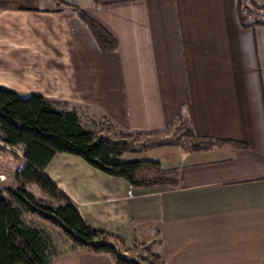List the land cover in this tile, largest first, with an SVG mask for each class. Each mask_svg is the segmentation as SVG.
I'll return each instance as SVG.
<instances>
[{
  "label": "crops",
  "instance_id": "1",
  "mask_svg": "<svg viewBox=\"0 0 264 264\" xmlns=\"http://www.w3.org/2000/svg\"><path fill=\"white\" fill-rule=\"evenodd\" d=\"M242 1L0 0V88L64 103L95 138L185 120L214 142L130 154L175 169L174 188H134L53 156L44 175L127 258L146 243L162 264H264V26L240 23ZM78 11L114 42L102 45ZM52 264L116 262L74 246Z\"/></svg>",
  "mask_w": 264,
  "mask_h": 264
},
{
  "label": "trees",
  "instance_id": "2",
  "mask_svg": "<svg viewBox=\"0 0 264 264\" xmlns=\"http://www.w3.org/2000/svg\"><path fill=\"white\" fill-rule=\"evenodd\" d=\"M78 13L102 45L114 42L95 21L86 18L81 11ZM239 20L245 27L264 26V21L247 23L241 13ZM184 133V137L192 142V148L186 150L199 151L214 145L212 140L197 138L190 127ZM0 134L3 144L22 148L25 165L16 172L15 179L37 186L59 205L55 209H36L33 197L26 191L19 190L22 196L11 193L31 216L62 231L74 246L106 253L116 264H141L121 256L108 243L113 239L110 235L90 228L70 198L43 171L53 156L65 153L81 158L104 174L125 179L134 188H174L178 186V173L175 169L164 170L159 162L153 160L128 158V153L130 155L135 152L129 150L126 143L95 138L80 126L75 114L69 112L64 103L34 94L22 97L5 88H0ZM201 142L205 144L202 146ZM177 143L180 144L179 141ZM51 249L48 237L42 231L27 226L21 212L0 191V264H52ZM152 258L150 264H162L157 254H152Z\"/></svg>",
  "mask_w": 264,
  "mask_h": 264
},
{
  "label": "rangeland",
  "instance_id": "3",
  "mask_svg": "<svg viewBox=\"0 0 264 264\" xmlns=\"http://www.w3.org/2000/svg\"><path fill=\"white\" fill-rule=\"evenodd\" d=\"M241 7L242 16L246 17L245 21L247 23L264 21V10L254 8L248 0H243L241 2ZM188 128L189 126L187 122L185 120H181L166 129L164 133L150 136L131 134L127 137H124L123 141L128 145L129 150L135 152L131 154L132 156H153L158 153L156 152L158 151V148L163 147H177L185 150L190 147L192 148V142H190L189 139L186 138V136L184 137V132L188 130ZM101 134L102 137L108 136V139H104L111 140V133L109 134V132H103ZM178 141L180 144L177 143ZM204 142H201L202 146L203 144H205ZM151 150H153L154 152H150ZM131 155H129L128 153L127 156ZM24 165L25 162L23 161L22 148L19 146L10 147L0 141V191L2 192L3 196L21 212L22 219L27 226L42 231L44 233V236L46 235L48 237L52 247L51 261L53 262L54 260H56V258L70 251L74 247V245L62 233V231L57 228L51 227L46 222L37 217L31 216L11 195V193H14L18 196H22L19 192V190L21 189L26 191L33 197V205L36 209H40V207L55 209L59 206L55 201L50 199L47 194L43 193L37 186L33 184H25L15 179L16 172L21 170ZM111 244L117 247L114 242H112ZM143 246L144 247H136L130 257L136 258V260L141 264H150L153 259V252L150 250L146 243H144ZM118 252L121 256H123L121 247H119Z\"/></svg>",
  "mask_w": 264,
  "mask_h": 264
}]
</instances>
